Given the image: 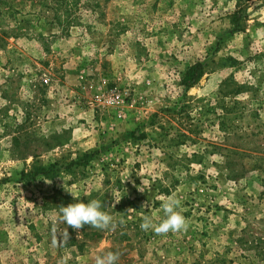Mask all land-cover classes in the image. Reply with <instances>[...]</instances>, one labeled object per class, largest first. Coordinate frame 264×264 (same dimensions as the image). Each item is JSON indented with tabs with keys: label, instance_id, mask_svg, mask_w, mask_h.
<instances>
[{
	"label": "rangeland",
	"instance_id": "rangeland-1",
	"mask_svg": "<svg viewBox=\"0 0 264 264\" xmlns=\"http://www.w3.org/2000/svg\"><path fill=\"white\" fill-rule=\"evenodd\" d=\"M93 199L114 230L60 222ZM108 251L264 264V0H0V264Z\"/></svg>",
	"mask_w": 264,
	"mask_h": 264
},
{
	"label": "clouds",
	"instance_id": "clouds-1",
	"mask_svg": "<svg viewBox=\"0 0 264 264\" xmlns=\"http://www.w3.org/2000/svg\"><path fill=\"white\" fill-rule=\"evenodd\" d=\"M120 200L121 199H115V203H113L111 207H115ZM161 201V209L165 218L159 223L154 224L150 217L144 216L143 222L140 225L141 229L145 232L151 229L156 235H167L170 232L179 233L187 231L189 223L180 211L181 201L175 196L161 197ZM146 206L147 202L144 207ZM103 207L104 205L102 202L97 199H93L87 203L77 202L68 204L67 206H60V222L66 224L67 228L71 227L77 232L85 225L99 230H114L116 227L114 218L109 213L103 211ZM120 223L122 224L123 220H121ZM67 228L62 230L64 239H69ZM53 231H56L55 227ZM120 255L119 252L108 251L102 256H97L95 258V264H117Z\"/></svg>",
	"mask_w": 264,
	"mask_h": 264
},
{
	"label": "trees",
	"instance_id": "trees-1",
	"mask_svg": "<svg viewBox=\"0 0 264 264\" xmlns=\"http://www.w3.org/2000/svg\"><path fill=\"white\" fill-rule=\"evenodd\" d=\"M199 67V66H198ZM198 69V68H197ZM191 70H194L195 71V68H191ZM196 73V71H195ZM190 75V74H189ZM198 77V76H197ZM193 78V77H192ZM192 78L188 79L189 81L193 80Z\"/></svg>",
	"mask_w": 264,
	"mask_h": 264
}]
</instances>
